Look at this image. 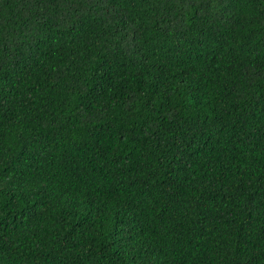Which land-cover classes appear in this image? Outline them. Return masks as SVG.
Instances as JSON below:
<instances>
[{
    "label": "trees",
    "instance_id": "1",
    "mask_svg": "<svg viewBox=\"0 0 264 264\" xmlns=\"http://www.w3.org/2000/svg\"><path fill=\"white\" fill-rule=\"evenodd\" d=\"M0 264H264V0H0Z\"/></svg>",
    "mask_w": 264,
    "mask_h": 264
}]
</instances>
